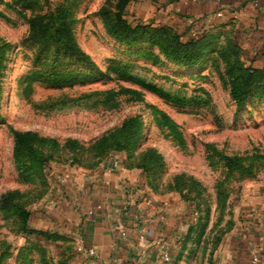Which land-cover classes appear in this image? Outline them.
Here are the masks:
<instances>
[{
	"label": "rangeland",
	"instance_id": "1",
	"mask_svg": "<svg viewBox=\"0 0 264 264\" xmlns=\"http://www.w3.org/2000/svg\"><path fill=\"white\" fill-rule=\"evenodd\" d=\"M157 11L146 0H0V264L81 256L36 220L55 186L113 158L184 211L175 264H217L245 208L253 218L264 205V59L253 64L231 23L180 25ZM118 14L145 28L131 39ZM190 39L192 51L180 46Z\"/></svg>",
	"mask_w": 264,
	"mask_h": 264
},
{
	"label": "crops",
	"instance_id": "2",
	"mask_svg": "<svg viewBox=\"0 0 264 264\" xmlns=\"http://www.w3.org/2000/svg\"><path fill=\"white\" fill-rule=\"evenodd\" d=\"M158 6V17L168 23L198 27L211 22L235 25L238 39L255 66L264 59V0H146ZM222 15L217 17V10ZM113 158L92 176L55 186L53 200L36 220L40 229L71 237L82 248L70 264H163L167 248L173 264L186 229L187 217L173 198L150 197L145 175ZM253 203V202H252ZM253 205V204H252ZM256 217L247 215L237 232L220 252L217 264H264L261 234L264 232V205ZM95 250L88 258L86 252ZM258 256L255 263L252 258Z\"/></svg>",
	"mask_w": 264,
	"mask_h": 264
},
{
	"label": "trees",
	"instance_id": "3",
	"mask_svg": "<svg viewBox=\"0 0 264 264\" xmlns=\"http://www.w3.org/2000/svg\"><path fill=\"white\" fill-rule=\"evenodd\" d=\"M117 25L118 28L120 30L121 33H125V34H129L131 35V39L135 38V35L139 34L142 32V30L145 28V25H141V24H136L135 26H132L130 23H128L125 19L122 18V16L120 14H118L117 16ZM121 28V29H120ZM57 42H65L69 45V48L71 49H75L74 46L71 44L69 38H66L64 40H61L60 38H57ZM180 46L182 47H187L189 51H192L193 48V39L188 40V42H186L185 44H180ZM76 53H78V55L80 56V58L83 61H89V57L85 54H83L80 51H76ZM171 55L174 56L173 53H169ZM176 59H178L180 62H183L185 64L191 63V57H184V56H174ZM117 71L121 74H125L126 72L124 70H122L121 68H118ZM41 78H38L40 81H44V82H57L58 78L62 77L59 74L56 73H44V74H39L38 75ZM68 78L67 79H73V76L71 74H67ZM161 95L165 96V97H169L173 100H177L178 98H175L176 96H172L168 93H161Z\"/></svg>",
	"mask_w": 264,
	"mask_h": 264
},
{
	"label": "built area",
	"instance_id": "4",
	"mask_svg": "<svg viewBox=\"0 0 264 264\" xmlns=\"http://www.w3.org/2000/svg\"><path fill=\"white\" fill-rule=\"evenodd\" d=\"M195 1H199V0H195ZM217 3H220L222 0H216ZM217 17L222 15V9L217 10V12L215 13ZM113 165L116 166L117 165V161L113 162ZM197 218V213L194 212L193 213V219ZM261 239H262V250L264 251V232L261 234ZM95 255V250L94 249H89L86 252V256L88 258L92 257ZM161 260L163 262V264H173V257L171 252L165 248L162 252H161ZM252 260L257 263L259 261V257L258 256H253Z\"/></svg>",
	"mask_w": 264,
	"mask_h": 264
}]
</instances>
